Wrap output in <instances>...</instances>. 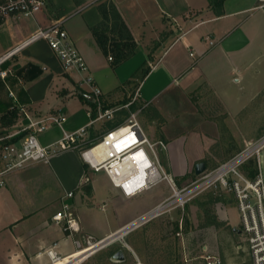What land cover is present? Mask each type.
Returning <instances> with one entry per match:
<instances>
[{
	"label": "crops",
	"instance_id": "0c3cea01",
	"mask_svg": "<svg viewBox=\"0 0 264 264\" xmlns=\"http://www.w3.org/2000/svg\"><path fill=\"white\" fill-rule=\"evenodd\" d=\"M60 1L53 0L50 7L44 4L33 17L13 16L2 20L0 58L40 28L61 21L84 56L89 74L102 89L107 107L126 103L139 90L138 106L143 111L138 120L142 128L145 122L149 124L150 136H161L167 142L168 150L161 159L165 170L181 186L187 183L205 154L210 153L208 148L189 158L185 146L188 138L184 135L255 136L250 129L255 111L252 113L250 109L256 91L247 84V78L256 59L257 46L263 42L261 0H226L221 14L210 7L209 0H110L138 43L136 55L116 67L92 32L102 22L98 5L105 0ZM162 34H165L163 40L153 50ZM210 41L215 44L211 46ZM4 64L6 68L0 70L8 71V76H0V109L10 104L25 108L34 119L58 111L66 117L62 126H53L38 135L43 146L60 141L64 131L77 132L89 124V96L78 85L84 74L66 72L48 42L39 40L28 45ZM144 65H149L151 70L144 78L138 77ZM244 107L249 112L242 115ZM126 117L127 112L119 113L113 121L98 122L88 128L80 149L98 141L110 122L123 124ZM20 118L27 123L23 116ZM218 123L233 128L217 129ZM100 128L102 132H98ZM206 142L210 147V140ZM232 153L225 148L224 158ZM261 162L260 159L259 170L264 180ZM2 169L0 158V172ZM160 184L140 192L116 187L104 171L89 168L80 151L73 149L59 153L49 163L31 164L22 171L4 175L0 178V264H50L46 254L50 249L69 256L75 252L76 240L89 235L103 239L165 200L169 196L166 185L160 187ZM155 188L158 197L151 206L130 216L124 206ZM71 192L73 196L69 197ZM105 201L112 207L111 216L104 223L94 224V218L90 217L95 216L100 203L105 211ZM233 202L231 199L229 204ZM65 205L77 221L78 233L66 232L63 224L53 221V216L62 212ZM234 231L240 236L239 228ZM126 238L127 248L134 252ZM236 249L247 254L245 259L254 264L247 247Z\"/></svg>",
	"mask_w": 264,
	"mask_h": 264
},
{
	"label": "built area",
	"instance_id": "2783aa9c",
	"mask_svg": "<svg viewBox=\"0 0 264 264\" xmlns=\"http://www.w3.org/2000/svg\"><path fill=\"white\" fill-rule=\"evenodd\" d=\"M261 3V8H264V0H261ZM43 6L42 0H0V22L13 16L33 17L40 12ZM39 40L48 42L66 72L76 71L79 74H84L78 85L81 90H86L85 95L89 96L90 121L85 128L77 132L64 131L60 141L47 147L40 143L38 135L53 126H62L66 122L64 113L58 111L34 119L28 110L20 108V115L27 121L22 131L28 133L17 141L18 134L0 136V158L3 162L0 178L22 171L31 164L49 163L54 156L63 151L79 149L88 128L98 122L113 121L119 113L127 112L123 124L112 130L106 129L97 144L81 152L84 163L95 172L104 171L112 184L120 188L129 187L130 182L141 177L142 175L138 173L142 166L144 168L143 176L135 184L137 192L162 182L166 183L170 189V194L165 200L115 233L103 239H95L89 235L76 240L74 242L75 252L69 256H62L54 249L48 250L46 254L50 264H86L92 256L115 243H123L127 247L124 239L132 232L169 212L183 211L197 194L218 190L234 196L242 219V226L239 228L240 236H245L244 241L247 242V249L254 264H264V180L261 175L250 179L244 172L245 166L251 160H256L259 166L264 150V134L249 143L227 162L211 171L206 170L196 181L181 186L177 179L165 170L161 161V151L167 152V144L163 141L151 143L138 120L139 114L143 111V108L138 106L139 90L132 94L126 103L107 107L102 89L89 74V67L84 56L70 39L61 21L54 22L48 28L37 30L23 44L3 55L0 58V65L11 59L24 47ZM210 44L213 46L215 42L210 41ZM109 60L113 61V57L110 56ZM0 76L6 78L8 71L0 70ZM134 106H136L135 109H133ZM122 128H128L129 132L113 139L112 136ZM126 138L129 143L126 142L127 144L120 146V141ZM103 145L109 146L104 159L98 161L94 150ZM131 159L135 165L132 164ZM136 175L137 178H134ZM68 196L72 197L73 193H69ZM53 221L63 224L66 232H79L77 221L67 205L62 212L53 216ZM238 247L243 248L244 245L241 243ZM201 259L204 264H224L219 255H206Z\"/></svg>",
	"mask_w": 264,
	"mask_h": 264
},
{
	"label": "rangeland",
	"instance_id": "374dc122",
	"mask_svg": "<svg viewBox=\"0 0 264 264\" xmlns=\"http://www.w3.org/2000/svg\"><path fill=\"white\" fill-rule=\"evenodd\" d=\"M82 1L86 3L87 0ZM261 25H263V27L261 26L263 29V42L257 46L254 53L256 59L247 78V84H250L256 91L255 103L250 109L252 113L255 111V120L251 119L250 123L251 134L255 133V136H223L222 134L221 136H201L200 134L194 135L190 133L184 135L188 138L185 146L189 158L197 155L199 151L202 153L205 149L210 148V153H206L201 160V162L206 163L208 171L227 162L240 153L249 143L264 134V24ZM245 97L242 95V98ZM248 112L247 107H244L241 114ZM216 120L220 121L219 118ZM143 125L145 129L143 130L144 132L146 131L145 134L151 143L155 144L163 141L167 144L161 136L149 135V124L145 122ZM24 126L25 122L20 118L9 132L20 131L18 135L21 136ZM187 127L194 128L196 126ZM215 128L224 129L233 128V126L218 123ZM246 128L247 132L249 126L246 125ZM6 131L7 129L0 127V133H6ZM99 131L102 132V129L100 128ZM207 139L210 140V147L206 142ZM196 140H200V142L196 143ZM179 143L180 141L176 142V146ZM225 148L232 150L233 153L224 158ZM162 155H165V152L161 151V157ZM261 160L264 173V150L261 154ZM197 178L193 169L187 178V183L185 185L182 184V186L196 181ZM161 184L160 187L166 185L167 194L169 195V186L166 183ZM156 190L157 188L150 193L140 195L134 202L124 206L128 214L130 216L136 215L144 208L151 206L153 200L158 197V193H155ZM231 199H234V202L229 204ZM105 202L107 203L105 211L101 210L100 207L103 203H100L96 206L98 210H96L95 216L90 217L94 218L92 219L94 224L96 222L104 223L106 222L105 218L108 219L111 216L112 207L109 202ZM225 207H227V210H225L226 215L224 216ZM241 226V214L233 195L221 190L205 191L197 194L183 211L169 212L163 217L140 227L133 235L127 236L126 240L131 243L130 245H132L134 252L125 247L123 243H115L92 256L86 264H204L201 259L203 256L218 254L222 256L226 264L228 262L233 264L246 262L245 264H250L245 259L247 254L236 249L241 243L244 248L247 247V242L244 241L245 236L240 237L237 231H234V228H240ZM104 228H107V225ZM101 229L98 230L101 231ZM137 245L140 246H138L139 249ZM118 252H122L124 255L123 260L120 257H116Z\"/></svg>",
	"mask_w": 264,
	"mask_h": 264
},
{
	"label": "trees",
	"instance_id": "16d2710c",
	"mask_svg": "<svg viewBox=\"0 0 264 264\" xmlns=\"http://www.w3.org/2000/svg\"><path fill=\"white\" fill-rule=\"evenodd\" d=\"M42 1L44 2L46 7H50L53 2V0H42ZM209 1H210V7L213 10H215L217 14H221L226 0H209ZM98 9L102 15V22L100 25L94 27L92 29V32L96 38L99 47L104 52V54L107 57L110 56L113 57L112 65L116 67L122 64L123 62L127 61L128 59L132 58L134 55H136L138 49V43L134 39L129 27L125 23L116 5L112 1L105 0L100 2L98 5ZM164 35L165 34H162L160 41L154 43L153 50L154 48L160 45ZM151 53L149 56L150 62H152ZM0 68L1 70L5 69L6 68L5 64L3 63L0 66ZM150 70L151 67L149 65L146 66L144 65L138 77L144 78L145 76L148 75ZM87 102L90 103L89 99H87ZM10 106L11 105L9 104L6 105V107L0 109V113L5 112L0 116V127L4 129L13 128L20 118L19 108L17 106H12V107ZM121 123L122 122H116L111 124L110 122L108 124L107 129L109 130L115 129L118 126H120ZM8 132L9 131H6V133L4 132L0 133V136L6 135L8 134ZM27 133L28 132H23L21 136H19L16 139V141L27 135ZM95 144H97V141L86 148H82V149L79 148L77 150H79L81 153L83 150L91 148ZM244 172L250 179H255L257 176H259L260 170L257 161L251 160L245 166Z\"/></svg>",
	"mask_w": 264,
	"mask_h": 264
},
{
	"label": "bare ground",
	"instance_id": "6f19581e",
	"mask_svg": "<svg viewBox=\"0 0 264 264\" xmlns=\"http://www.w3.org/2000/svg\"><path fill=\"white\" fill-rule=\"evenodd\" d=\"M128 132H129V129L128 128H122L121 130H119L118 132H116L112 136V138L113 139L114 138H118L121 135H124V134H126ZM126 142L129 143V140L127 138L126 139H123V141H120V144L119 145L120 146H123V145L127 144ZM108 146L109 145H107V146L106 145H103V146L98 147L97 149L94 150V152L98 156V161H102L104 159V157L106 155V152H107V149H108ZM131 161H132V159H131ZM133 163L134 162L132 161V164ZM133 165H135V164H133ZM143 173H144V168L141 166L138 174L143 176ZM142 176L141 177L139 176V178H137V175H136L134 178H137V179L136 180H133L132 182H130L129 183V187L128 186H126V187L129 188V189H131V190H134L136 188V185L135 184H137V182H139V180H140V178H142ZM81 256H83V255H81ZM81 256H79V257H81ZM79 257H76V258H79ZM54 264H58V263H54ZM60 264H65V263H60Z\"/></svg>",
	"mask_w": 264,
	"mask_h": 264
},
{
	"label": "water",
	"instance_id": "95a60500",
	"mask_svg": "<svg viewBox=\"0 0 264 264\" xmlns=\"http://www.w3.org/2000/svg\"><path fill=\"white\" fill-rule=\"evenodd\" d=\"M207 170V166L204 162H200L196 165V168H195V175L197 177L201 176L205 171ZM116 257H120L121 260L124 259V255L122 254V252H118L116 254Z\"/></svg>",
	"mask_w": 264,
	"mask_h": 264
}]
</instances>
